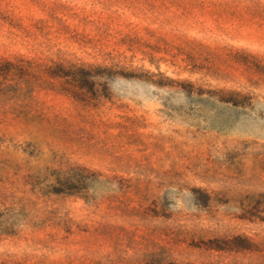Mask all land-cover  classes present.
I'll return each instance as SVG.
<instances>
[{
  "label": "rangeland",
  "instance_id": "rangeland-1",
  "mask_svg": "<svg viewBox=\"0 0 264 264\" xmlns=\"http://www.w3.org/2000/svg\"><path fill=\"white\" fill-rule=\"evenodd\" d=\"M0 264H264V0H0Z\"/></svg>",
  "mask_w": 264,
  "mask_h": 264
},
{
  "label": "trees",
  "instance_id": "trees-1",
  "mask_svg": "<svg viewBox=\"0 0 264 264\" xmlns=\"http://www.w3.org/2000/svg\"><path fill=\"white\" fill-rule=\"evenodd\" d=\"M58 190H56V193H64L65 191L64 190H61L62 188H61V186H60V188H57ZM65 189V188H64Z\"/></svg>",
  "mask_w": 264,
  "mask_h": 264
}]
</instances>
